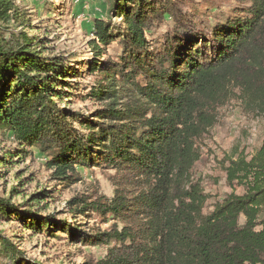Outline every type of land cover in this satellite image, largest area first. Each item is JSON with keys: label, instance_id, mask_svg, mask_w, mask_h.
I'll return each instance as SVG.
<instances>
[{"label": "trees", "instance_id": "16d2710c", "mask_svg": "<svg viewBox=\"0 0 264 264\" xmlns=\"http://www.w3.org/2000/svg\"><path fill=\"white\" fill-rule=\"evenodd\" d=\"M202 1L110 0L107 19L93 24L87 71L97 81L84 98L96 108L84 112L58 102L80 90L71 57L48 54L15 0H0V167L36 147L57 185L78 182V167L114 171L111 198L67 201L72 222L33 209L53 189L19 205L12 202L16 186L8 198L0 195V220L52 237L59 228L75 243L106 246L86 264H264V140L251 159L230 160L227 183L243 192L209 213L210 195L193 175L197 142L221 107L237 98L264 118V0ZM163 25L153 39L151 30ZM114 42L121 51L111 58ZM7 142L19 146L6 149ZM96 215L110 228L91 226ZM2 258L34 264L0 230V264Z\"/></svg>", "mask_w": 264, "mask_h": 264}, {"label": "rangeland", "instance_id": "374dc122", "mask_svg": "<svg viewBox=\"0 0 264 264\" xmlns=\"http://www.w3.org/2000/svg\"><path fill=\"white\" fill-rule=\"evenodd\" d=\"M109 1L15 0L16 6L25 14L31 25L29 34L44 42L48 54L71 57L70 61L78 69V74L72 82L79 85L80 90L73 91L75 96L59 100L61 106L84 112H91L96 108L94 101L84 98L97 81L96 75H90L87 71V63L94 56L93 45L90 44L94 39L92 34L94 20L107 19ZM206 1L200 3L201 7L206 5ZM209 6L213 8V5ZM214 12L211 10L208 13L213 15ZM111 20L113 23L121 21L120 18L114 17V13ZM166 29L167 25L153 28L151 37L159 39ZM120 51L119 45L114 42L109 46L107 56L115 58ZM263 140L264 118L246 111L239 99H231L218 110L217 123L197 142L200 160L193 169L194 178L201 182L205 192L210 195L204 209L205 213L211 212L215 203L222 201L230 193L243 192L242 187L233 189L228 185L225 169L230 160L238 155H245L251 159L262 146ZM18 146L15 142L4 144L6 149H16ZM27 150L29 155L26 158H20L23 157L22 154L16 157L9 169L0 167V195L8 198L16 186L18 192L13 195V203L24 205L25 201L38 190L53 189L51 197L41 203H35L33 209L40 215L55 213L58 221L66 219L72 222L74 218L67 212L69 199L79 194L104 195L109 198L113 196L114 186L111 181L113 170L78 167L81 177L78 182L71 186L57 185L51 180L52 172L46 166L48 157L36 147H28ZM22 180L25 181V185L20 186ZM22 192L25 194L18 196V193ZM261 218H264V210ZM244 221L245 218L241 217L240 222ZM24 225L17 221L0 220V230L12 238L22 249L24 256L34 264H86L88 259L97 260L106 253V246H90L82 241L75 243L67 233L58 232L59 228H55L56 236L52 237L47 233L24 228ZM92 225L104 231L110 228L111 223H100V217L96 215L95 220L91 222ZM83 230L88 233L90 228L84 227ZM1 263L10 262L2 258Z\"/></svg>", "mask_w": 264, "mask_h": 264}]
</instances>
